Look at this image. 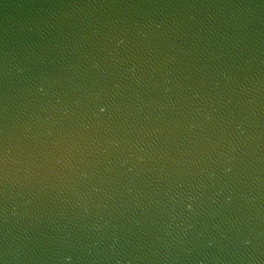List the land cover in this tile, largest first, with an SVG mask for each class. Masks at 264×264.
Returning a JSON list of instances; mask_svg holds the SVG:
<instances>
[{
    "label": "water",
    "instance_id": "water-1",
    "mask_svg": "<svg viewBox=\"0 0 264 264\" xmlns=\"http://www.w3.org/2000/svg\"><path fill=\"white\" fill-rule=\"evenodd\" d=\"M0 264H264V0H0Z\"/></svg>",
    "mask_w": 264,
    "mask_h": 264
},
{
    "label": "snow or ice",
    "instance_id": "snow-or-ice-1",
    "mask_svg": "<svg viewBox=\"0 0 264 264\" xmlns=\"http://www.w3.org/2000/svg\"><path fill=\"white\" fill-rule=\"evenodd\" d=\"M99 112H100V113H104V112H105V107L100 106V107H99Z\"/></svg>",
    "mask_w": 264,
    "mask_h": 264
}]
</instances>
